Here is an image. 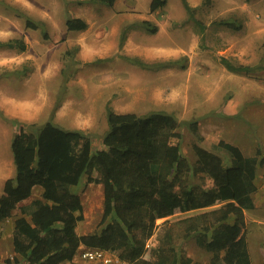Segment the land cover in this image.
<instances>
[{"label":"rangeland","instance_id":"obj_1","mask_svg":"<svg viewBox=\"0 0 264 264\" xmlns=\"http://www.w3.org/2000/svg\"><path fill=\"white\" fill-rule=\"evenodd\" d=\"M4 1L42 27H26L22 16L0 5V40L20 37L25 43L24 50L0 48V193L4 180L15 172L10 142L22 124L25 131H36L51 120L62 128L85 132L93 146L100 147L107 108L171 113L180 122V151L189 161L195 159L194 143L216 152L226 165L231 154L220 141L238 146L246 156L264 154V69H260L264 0H187L205 24L203 33L182 0H166L154 11L150 0H114L112 5L90 0ZM70 16L82 18L87 26L67 30L65 21ZM227 18L240 22L241 28L216 24ZM142 20L156 25V32L141 27ZM222 56L254 69L249 74L230 71L221 63ZM167 60L177 62L154 64ZM21 69L24 73L16 72ZM86 178L72 187L83 205V219L76 227L79 234L102 227L103 186ZM190 180L201 187L212 184L202 172ZM40 191L34 187L19 205L31 208ZM252 200L253 206L244 210L246 238L252 264H260L264 164L256 168ZM20 214L17 207L0 222V264H9L6 259L17 264L15 258L21 259L11 244L13 219ZM186 215H171L166 224V218L158 219L148 244L160 245L170 230L172 245L193 260L206 262L212 252L196 235H184L181 219Z\"/></svg>","mask_w":264,"mask_h":264},{"label":"trees","instance_id":"obj_2","mask_svg":"<svg viewBox=\"0 0 264 264\" xmlns=\"http://www.w3.org/2000/svg\"><path fill=\"white\" fill-rule=\"evenodd\" d=\"M90 1L107 5L114 2ZM165 2L150 0L149 8L154 11ZM182 3L203 33L205 24L195 17V8L187 0ZM0 5L22 16L26 27H42L41 22L4 0H0ZM138 24L151 33L157 30L148 20ZM216 24L232 30L242 26L230 18L219 19ZM65 26L67 30H81L87 24L80 17L70 16ZM3 47L24 50L25 43L15 37L0 40V48ZM262 49L264 61V41ZM220 61L237 73L249 74L254 69L252 65L234 63L223 56ZM176 62L154 64L169 66ZM16 72L24 73V69ZM106 120L100 147H94L92 138L85 132L62 128L51 120L39 125L36 131H25L22 124L12 138L10 150L15 172L2 186L0 221L19 208L21 214L14 219L12 229V246L21 259L16 257L13 263L60 264L83 244L109 250L127 264H252L244 210L253 206L256 168L264 164V154L246 156L238 146L220 141L219 145L231 154L226 165L216 152L194 143L195 159L189 161L180 151V122L171 113L155 110L136 114L107 108ZM200 172L212 179L210 186L201 187L190 180ZM84 175L88 182L102 183V227L79 234L76 227L83 219V205L72 187ZM37 186L41 191L31 201V208L19 205ZM182 213L188 214L181 217L184 235H196L212 252L208 261H195L178 250L171 243L170 230L160 245L148 244L158 227V219L166 218L163 221L166 224L167 217ZM6 262L12 263L10 259ZM260 264H264V258Z\"/></svg>","mask_w":264,"mask_h":264},{"label":"built area","instance_id":"obj_3","mask_svg":"<svg viewBox=\"0 0 264 264\" xmlns=\"http://www.w3.org/2000/svg\"><path fill=\"white\" fill-rule=\"evenodd\" d=\"M65 264H127L109 250L81 245Z\"/></svg>","mask_w":264,"mask_h":264},{"label":"crops","instance_id":"obj_4","mask_svg":"<svg viewBox=\"0 0 264 264\" xmlns=\"http://www.w3.org/2000/svg\"><path fill=\"white\" fill-rule=\"evenodd\" d=\"M38 187V186H37ZM40 188V187H39ZM41 189V188H40ZM81 198V197H80ZM8 219V218H7ZM7 219H5V220H7ZM4 221V220H3ZM1 222V221H0ZM12 224H14V219H13V223ZM12 229H13V225H12ZM11 235H12V231H11ZM11 244H12V237H11ZM81 245H83V244H81ZM80 245V246H81ZM12 250H13V246H12ZM14 252V251H13ZM69 259H65V260H63L60 264H65V263H67V261H68Z\"/></svg>","mask_w":264,"mask_h":264}]
</instances>
